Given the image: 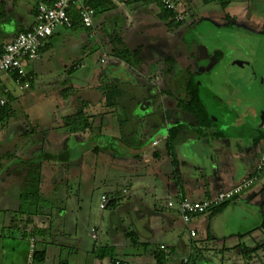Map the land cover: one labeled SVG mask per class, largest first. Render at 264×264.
Masks as SVG:
<instances>
[{
    "label": "rangeland",
    "instance_id": "rangeland-1",
    "mask_svg": "<svg viewBox=\"0 0 264 264\" xmlns=\"http://www.w3.org/2000/svg\"><path fill=\"white\" fill-rule=\"evenodd\" d=\"M34 1L26 0L25 3L33 5ZM174 1L179 3V0ZM182 1L197 15L198 23L193 24L185 14L186 22L169 28L159 19L156 5L125 4L117 0L115 10L96 12L91 30L62 26L54 29L53 35L43 43L40 58L26 64L34 73L31 90H18L9 74L3 77L9 81L16 100L9 101L8 116L4 117L3 125L0 123V230L6 213L38 214L30 218L31 222L28 217L18 216L13 221L28 232H47L35 236L38 249L46 252L41 264H110L116 257L130 264H147L153 258L145 254V249L155 253L163 243L178 244L167 239L172 230L183 231V242L191 245L186 223L176 211V190L170 174L166 140L160 139L166 130L152 127L155 123H164L167 113L161 95L157 94L149 77L174 67L171 75L164 73L162 85L165 82L164 93L175 92L179 99L187 97V85L192 80L209 87L208 79L197 74L196 53L205 44L202 33L211 34L213 26L227 33L235 28L263 32L264 0H232L226 8L213 0L210 3ZM186 6L181 7L182 12ZM115 16L122 22L121 26L112 24ZM25 18L22 30L33 22L30 15L26 14ZM135 50H138L136 55L133 54ZM150 50L158 52L159 64L153 61L148 53ZM191 50L195 59L188 57ZM165 55L171 57L167 62ZM232 55L211 74L216 86L211 92L220 103L230 96L233 109L220 111L217 106L206 105L210 113L215 112L216 123L211 131L197 132L196 138L202 139L204 149L210 148L213 139L216 140L213 134L219 131L225 138L236 137L237 140L229 145L231 149H244L254 134L264 133V73L259 74L264 59L254 61L249 56L239 60ZM124 63L131 67L126 71L135 76L136 82L124 83L126 73H123L124 82L113 83V76L122 72L112 70L113 65ZM254 65L256 69H253ZM189 71L193 73V79ZM233 86L237 89L233 90ZM112 87L119 92L114 98V107L106 102ZM65 88L71 89L63 93ZM92 91L93 100L94 97L97 100L86 105L84 98ZM28 97L33 98L34 105ZM202 99L204 102L209 100L204 92ZM79 110L91 117L99 115L104 119V125L99 127L102 120L97 122L95 129L87 131L78 144L72 145L67 140L68 130L62 116H70ZM50 117L51 122L48 121ZM241 121L253 129L240 125ZM47 123L53 126V132L45 130ZM21 126L26 129L17 131ZM162 127L166 128V124ZM191 130L187 125L185 132L192 135L195 132ZM13 134L18 137L10 149L6 140ZM158 139L159 142L155 141ZM214 148L221 147L214 145ZM261 148H264V140L259 144L258 149ZM16 149L19 152L15 155L9 152ZM156 153L160 156H155ZM203 169L200 171L206 178H202L208 182L210 171L207 166ZM104 195L112 196L114 204L101 209ZM198 199L194 197L193 201ZM169 202L175 207H168ZM10 215L6 217L7 225ZM137 222L142 223L141 228ZM6 230L5 234L21 250L29 246L21 239L24 233ZM127 232L137 233V246L125 236ZM150 232L153 237L148 236ZM2 235L0 231L1 238ZM102 248L108 252L100 259L96 253ZM218 252L208 251L207 258L214 264H227ZM191 258L193 262L197 261L195 254ZM23 261L25 263L20 258V262Z\"/></svg>",
    "mask_w": 264,
    "mask_h": 264
},
{
    "label": "crops",
    "instance_id": "crops-1",
    "mask_svg": "<svg viewBox=\"0 0 264 264\" xmlns=\"http://www.w3.org/2000/svg\"><path fill=\"white\" fill-rule=\"evenodd\" d=\"M5 1L7 3V7H13L15 9V17L11 21L10 29L8 30V34L0 37V46L3 47L5 44L10 42L15 35L23 28V22L26 19V14L30 15L32 17L33 22L28 23L24 30L29 29L35 22V13L32 12L34 6L39 5L41 3L48 4L49 2L53 0H35L33 2V5H26L24 0H0ZM114 2L117 0H113ZM124 1V0H122ZM177 2V1H176ZM232 2V1H231ZM230 2V3H231ZM179 3L181 7L186 6V3L182 0H179ZM187 8L189 6H186ZM26 14H24V11ZM187 9L185 8V11ZM113 18V16H112ZM187 20V18H186ZM185 20V22H186ZM118 18H114L113 23L117 27L122 25V22H117ZM198 23V17L197 21L193 24ZM219 27V26H218ZM85 28V27H84ZM213 31L211 34H208L209 32H203L202 37L205 42V46L211 45L216 47L217 49L221 48L217 47L219 46L218 43L223 37L228 36L229 34H238V33H244L248 36H256L260 37L263 32H256L251 30H244L240 28L232 29L229 33L221 31L222 28H217L213 26ZM23 30V31H24ZM197 41H200L199 39ZM202 42V41H201ZM198 43V42H197ZM44 48V47H43ZM43 48L41 49V52L43 51ZM207 48V47H206ZM203 51V50H202ZM40 52V54H41ZM138 53V52H137ZM151 54V57L154 59V62H157V58H159L158 52L150 50L148 52ZM193 50H191L188 54L190 57L192 56ZM232 57H236L235 53L233 51ZM229 54V55H231ZM168 57L167 55H165ZM163 56V58H166ZM227 56V55H225ZM40 58V57H39ZM104 58H106L104 56ZM171 58V57H170ZM169 57L167 58L166 62L169 61ZM229 58V57H228ZM237 59V58H236ZM104 60H102L103 62ZM242 61V60H241ZM245 61V60H243ZM160 62V61H159ZM159 62H157L159 64ZM175 63V61H174ZM251 64V63H250ZM28 65V64H27ZM126 66V67H125ZM123 67V68H121ZM131 68L127 64H117L113 65V69H119L122 72L116 73L115 76H113V83L115 81H123V78L121 75L123 73H126L125 82L124 83H133L136 82L134 79V75L127 74L126 71L128 68ZM27 71L29 72L30 77L32 78L31 87L30 89L25 90H31L34 81V73L29 67H27ZM125 70H122L124 69ZM255 67H253L254 69ZM256 69V68H255ZM161 70V69H160ZM110 71V70H109ZM106 74L108 75V72ZM116 71V70H115ZM160 72V71H159ZM173 68H169L166 71H161L158 75L154 74L151 75L150 81L155 84V89L158 90L159 88L163 89V86L165 87L166 84L163 82L162 85V78L164 77V73L167 75H171L173 73ZM176 74H179L178 72H175ZM252 73L256 74L254 70H252ZM129 75V76H128ZM157 75V76H156ZM147 77V76H146ZM10 81H15L16 85L17 82L14 79L12 75H9ZM158 82V84L156 83ZM8 80L2 79V87L0 92V123L3 125L2 121L4 120V117L1 115V100L4 99L6 101V105L9 104V101L16 100L15 94L13 93L12 89L10 88L8 84ZM160 84V85H159ZM214 85V83H213ZM18 87V85H17ZM216 88V86L214 85ZM169 88V87H168ZM18 90L19 87L17 88ZM71 88H65L63 90V93L65 91H69ZM233 90H236L237 88L233 86ZM173 91V90H172ZM69 93V92H68ZM98 93V91H97ZM166 94V93H165ZM214 94V92H213ZM93 91L90 93H87V98H84V103L86 105L94 104L97 99L93 100ZM100 94H98L99 96ZM166 96V95H165ZM168 97H171L174 99L173 103L180 104V102L184 99H179L176 97L175 92L174 93H168ZM210 95L207 96L209 98ZM206 98V100H207ZM215 99V105L221 109H230L232 110V102L227 98L224 101H217L218 97L214 95L213 97ZM165 99L162 96V100ZM186 99V98H185ZM28 101L31 102L32 105H34L33 98L28 97ZM33 101V102H32ZM151 101V100H150ZM204 102V101H203ZM34 103V104H33ZM213 102H204L207 106H210V104ZM148 104V103H147ZM150 104V102H149ZM212 105V104H211ZM221 105V106H220ZM251 115L254 114L252 110ZM249 111V113H250ZM165 116L164 123L166 124V128L162 127V124H154L152 127L154 129H165L166 134L161 137L160 139L166 140V144H168V135L169 130L176 124H180L181 126L189 125L187 118L184 117L183 119H177L176 116L170 115L168 112ZM215 112L210 113L211 118H213V115ZM52 116V115H51ZM49 117V116H48ZM95 119L91 120L93 122L92 124V130L96 128L97 122L99 123V127H102L104 125V119H101L99 115L94 116ZM52 117L49 118V122L52 121ZM65 116H62V122ZM186 119V120H185ZM249 130H252L250 125L247 124L244 121L240 122V125H244ZM23 126L17 128L22 129ZM187 128V126H186ZM186 128L182 129L184 132H181V139L180 141V149H173L172 151H169V157H170V174L172 177V180L175 184V190H176V201L178 202L180 199H194V197H198V200L194 201H201L206 198H209L210 196L221 192V191H227L242 182L243 180L247 179L253 174V170L258 164L259 161V155L260 153L264 152V148L258 149L259 144L253 143V137L249 138V141L246 142L244 149H231L229 145H231V142H235L236 137L233 138H225V135L221 137L215 138V142L213 143L215 146L219 143V145H224L230 148V149H215V152L213 151L212 146L210 148L204 149L202 146L199 148V144L197 143V138L192 137L186 138L190 134H187ZM26 129V126L25 128ZM45 130L49 131L51 130L53 132V126L47 125L45 126ZM91 130V131H92ZM25 131V130H24ZM27 131V130H26ZM30 132H28L29 134ZM86 133H69L68 131V142H70L72 145L78 144L80 142V139L82 136H84ZM102 134V131H101ZM115 135H113L110 138H113ZM18 137L16 134L10 135L6 142L10 145V149H12L11 145H13L14 139ZM160 139L155 141H160ZM195 139V144L193 143V140ZM72 141V142H71ZM251 142V143H250ZM158 144V143H157ZM156 144V145H157ZM213 145V146H214ZM250 147V149H247ZM253 147L254 149H251ZM8 149V148H7ZM12 153V155H15L19 152V150L16 149V151H9ZM255 153V156L253 154ZM158 153L155 154L157 156ZM159 155V154H158ZM211 155L218 156V161H216V158L213 157V159L210 158ZM160 156V155H159ZM205 166L208 167V171L210 174L209 181L206 182L205 175H202V172L200 171V168L203 169ZM204 170V169H203ZM205 177V178H202ZM260 185H263L261 189H257L260 187ZM170 189H168L169 191ZM198 192V193H197ZM177 211V210H176ZM178 212V211H177ZM7 214L10 215V221L9 225H7ZM15 216L20 217H29L28 215H22L20 213H6V219L4 218L2 221V231L3 235L2 238L0 237V252L2 254V258H0V264H23L20 262V258L25 260L24 264H27L28 261V252H29V246H27L24 249H20L17 244L13 243V239L9 238L7 236V230L15 229L20 234L26 233L28 234V229H25V227L18 225V223L13 224V219L16 218ZM138 223V222H137ZM16 224V225H15ZM171 227H174L173 222H170ZM16 227V228H15ZM138 227H142V223H138ZM187 231L191 238V245L188 246L185 242L182 240V236L184 235L183 231H176L172 230L167 234V239L170 241H176L178 244H161V246H166L168 248H174V253L171 254L167 260V264H180L181 260L184 257L191 258L192 254H195L197 257V261L192 262L193 264H214L213 261L209 258H207L208 251H219L218 253H221L223 255V260L227 264H264V171L257 183L254 184L253 187L243 192L241 195L237 196L233 200H231L229 203H227L224 207L221 208L220 211L214 212L213 210L199 216L193 217L191 222L189 224H186ZM191 230H194L196 232V236L191 235ZM6 233V234H5ZM25 234V235H26ZM153 234L150 232L148 234L149 237H153ZM22 238V236H21ZM26 241V240H25ZM27 242V241H26ZM38 246V242H37ZM125 248H123L124 250ZM22 252H21V251ZM145 254L152 255V260H150L147 264H155V255L152 251H149L148 249H145ZM18 254H22L21 257H18ZM227 259V261H225ZM125 260V259H122ZM128 264H130L127 260H125ZM112 262V259L110 260ZM41 264V263H39ZM111 264V263H110ZM224 264V263H223Z\"/></svg>",
    "mask_w": 264,
    "mask_h": 264
},
{
    "label": "built area",
    "instance_id": "built-area-1",
    "mask_svg": "<svg viewBox=\"0 0 264 264\" xmlns=\"http://www.w3.org/2000/svg\"><path fill=\"white\" fill-rule=\"evenodd\" d=\"M84 0H53L51 4L41 3L37 7V14L35 16L34 24L25 32L19 33L10 42L5 44L0 53V92L2 87V79L5 75H18L20 79H26L20 82L16 81L20 90L30 88V81L32 78L27 71L26 64L38 60L43 43L54 33V29L58 26L71 28L72 19L68 14V8L72 4H77L82 7L80 12L81 20L85 27L93 28L95 11L83 8ZM166 9L174 11L178 21L186 19L185 11H181L180 3L174 0H161ZM6 101L1 100V105ZM264 171V153L260 156L258 164L256 165V172L250 177L243 180L233 188L227 191H221L212 195L208 199L201 201H192L189 199H180L177 202L176 209L183 217L186 224H189L193 217L206 214L224 203L230 202L237 196L241 195L246 190L250 189L257 183ZM112 196L104 195L101 200V209H105ZM168 207H175L173 202L168 203ZM191 235L196 236V232L191 230ZM95 237V236H93ZM29 243L28 261L27 264H35L34 256L38 251L37 239L35 236L22 237ZM161 249L166 253L169 252L168 247L161 246ZM111 264H128L121 259H115ZM180 264H193L191 258L184 257Z\"/></svg>",
    "mask_w": 264,
    "mask_h": 264
},
{
    "label": "trees",
    "instance_id": "trees-1",
    "mask_svg": "<svg viewBox=\"0 0 264 264\" xmlns=\"http://www.w3.org/2000/svg\"><path fill=\"white\" fill-rule=\"evenodd\" d=\"M211 1L210 0H204L205 3H210ZM213 1H218L222 8H226L232 0H227V1L213 0ZM124 2H125V4L143 3L147 6L156 5L159 8V13H158L159 19L162 22H165L169 28L177 27V26H179L185 22V20L184 21H178L176 19L177 14L172 10L166 9L161 0H124ZM51 3H52V1L49 2L48 4H51ZM82 6H83V8H88V9L95 11V15H96V12L99 11L100 9L109 12V11H113L117 8V6L113 0H84ZM37 7H38V5L34 6V8L32 10V12L35 13V16L37 14ZM81 9H82V7H80L77 4H72L68 8V14H69L70 18L72 19V27H71L72 29L85 27L82 20H81V17H80ZM186 9H187L185 11V12H187L186 14L190 17L191 21L193 23H195L197 21V15L192 12L190 7L186 8ZM14 17H15V9L13 7L8 8L7 3L5 1H1L0 2V37L8 34V30H6V29H10V25L12 22L11 20L14 19ZM85 28H87V27H85ZM88 29L91 30L92 28H88ZM27 30L23 31L21 29L15 35V37L19 33L25 32ZM2 48L3 47L0 46V53L2 52ZM128 51L129 50H127L126 52H128ZM137 52H138V50L137 51L135 50L133 52V54L135 53V55H136ZM13 77L16 81L19 80L20 82L26 80V79H20L19 76L16 74L13 75ZM29 81H30V87H31L32 80H29ZM118 93L119 92H118L116 87L111 88V90L106 95V102H107L108 106L114 107V98L116 97V95H118ZM187 96H188V99L182 100L179 104V107L182 108L184 111H186L189 115L188 117L191 118L195 122V124L197 125V127L199 129V133L203 134V131H211L213 129L212 126L216 123V121L211 118L210 112L207 110V106L203 102L201 89L195 83L194 80L190 81V83L187 85ZM6 107H7V105L4 104V105H2V108H1V115L3 117L8 116V113H7L8 111H7ZM94 119H95L94 116L91 117L89 115H86L84 110H79L78 112H76L70 116L65 117L63 119V122H64L65 128L70 133L77 134V133H86L89 130L91 131L92 130V124H93V122L91 120H94ZM180 127H181L180 124H176L175 126L170 128V130H169L168 144H167V148L169 151L173 150L172 148L178 140V131H179ZM213 135H214V138L223 136V134L220 131H219V133H214ZM111 139H113V138H111ZM262 140H264V133L262 131H259L257 134H254V137H253V143L254 144L257 145ZM206 199H208V198H206ZM227 203H229V202H227ZM227 203H224L218 207H215L213 209V211L214 212L220 211L221 208L224 207ZM112 204H114L113 198L108 205H112ZM37 215L38 214H33V215L29 214L28 215L29 216L28 222H31V219H30L31 217H35ZM14 223H16V222L13 221V224ZM46 233L47 232H45V231H39V230H35L34 232H28V234L32 235V236L46 235ZM25 234H24V237H26V235H27V234L26 235ZM125 236L131 240V243L133 246H137L139 244V240H138L136 232H127L125 234ZM168 250H169L168 253H166L162 249H159V252L154 253L155 260H156L155 264H167V260H168L169 256L174 253V248L171 247V248H168ZM107 252H108V249L102 248L100 252L96 253V257L103 259L107 256ZM45 256H46L45 250L38 249V251L35 253V256H34V263L35 264L42 263L43 260L45 259ZM115 259H121V258H118V257L112 258V262H114Z\"/></svg>",
    "mask_w": 264,
    "mask_h": 264
},
{
    "label": "flooded vegetation",
    "instance_id": "flooded-vegetation-1",
    "mask_svg": "<svg viewBox=\"0 0 264 264\" xmlns=\"http://www.w3.org/2000/svg\"><path fill=\"white\" fill-rule=\"evenodd\" d=\"M261 34L262 35L260 37L251 36V35L248 36L247 34H244V33H238L237 35L236 34H229L228 36L223 37L224 39L219 41V43H218L219 46H217V47L221 46V48H219V49H217L214 46H212L210 48V46L209 47L205 46V44L201 45V47H200L201 49L198 51V53H196L198 56L197 57L198 65H197V63H196V65L199 68V70H197V74L201 73V75H203V77L205 79H208L210 86L206 87L203 84V82L199 83V81H197V85L201 89V94H202V92H204L206 94V98L208 95H210V97L208 98L209 100H207V102L208 103L213 102V103H211L212 105L210 104L209 107H212L213 105H215V102H214L215 99L213 98L214 94L211 92V89L214 87V85H213L214 82L211 79V74L214 72V70L216 69V67L219 64H223L224 62L227 61V59H228L227 57L228 56L230 57V55H227V52L229 54H231L234 51L236 58H239V60L243 59V58H247L249 56L254 58L255 59L254 61H259L261 58L264 59V33H261ZM225 55H227V56H225ZM192 56L193 57H190V55H189L188 57L191 59H195L194 52L192 53ZM172 68L174 71L175 70L174 67H172ZM255 68H257V66H255ZM258 68H260V67H258ZM263 73H264V66H262L259 69V74L262 75ZM189 74H190V76H192V79H193V77H194L193 73L191 71H189ZM158 93L161 95L160 100H161L162 105L164 106V111L168 112L170 115L172 114V115L176 116L177 119H181V118L183 119L184 117H186L188 122L190 123L189 127L192 128L191 131L195 132L194 134H192V136L194 138H196L197 132L199 133V129H198L197 125L195 124V122L191 118L188 117L189 116L188 113L186 111H184L182 108H180L179 104L173 103L176 101H174V99H172L171 97H168L167 94H165L162 89L161 90L158 89L157 94ZM162 96L165 99L162 100ZM187 99H188V96L184 100H187ZM155 124H158V123H155ZM186 126L187 125L180 127V129L178 131V133H179L178 140L172 149H180L179 147H180V144L182 142V141L180 142V140L183 139L180 137L181 136L180 134L182 131L184 132V130H182V129L183 128L185 129ZM192 136L190 134L186 138H190ZM195 142L196 141L194 139L193 143L195 144V146L197 143L199 144V148H201L203 146L202 145V139H198L197 143H195ZM213 143H214V139L211 143L212 145L211 144L210 145L213 146L214 145ZM215 144H218L217 146H220L221 147L220 149H230L228 147V145L224 146L221 144L219 145V143H215ZM215 149H217V148H215Z\"/></svg>",
    "mask_w": 264,
    "mask_h": 264
},
{
    "label": "water",
    "instance_id": "water-1",
    "mask_svg": "<svg viewBox=\"0 0 264 264\" xmlns=\"http://www.w3.org/2000/svg\"><path fill=\"white\" fill-rule=\"evenodd\" d=\"M213 151L215 152V148L213 149ZM213 157L216 158V161H218V156H216V155H214V156L211 155V156H210L211 159H213Z\"/></svg>",
    "mask_w": 264,
    "mask_h": 264
}]
</instances>
